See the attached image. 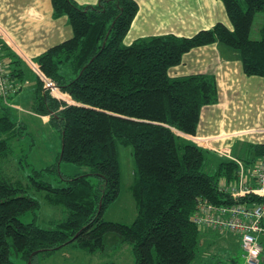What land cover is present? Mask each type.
Instances as JSON below:
<instances>
[{"label":"trees","instance_id":"1","mask_svg":"<svg viewBox=\"0 0 264 264\" xmlns=\"http://www.w3.org/2000/svg\"><path fill=\"white\" fill-rule=\"evenodd\" d=\"M221 1L231 28L218 21L191 35L154 34L125 44L122 39L137 11L135 0H99L88 6L51 0L52 15L65 14L73 33L38 54L35 62L73 102L52 96L34 74L32 109L48 115L59 131L57 161L87 170L61 173L62 185L34 180L51 203L65 209V216L49 228L20 219L39 201L23 193L21 180L0 174V264H14L11 248L31 264L38 253H51L66 244L102 249L108 232L131 243L133 264H190L203 229H215L193 221L201 202L252 204L263 199L254 193L232 197L228 186L236 180L237 162L221 159L210 172L207 149L177 134H194L200 108L218 97L212 74L168 75V67L178 63L183 52L220 41L238 51L245 73L264 76V21L259 36L250 37L255 12L264 10V0H243L244 8L239 0ZM13 62L20 61L5 62L11 79L23 72L10 66ZM0 107L1 156L11 149V140L23 134L24 124L12 120L7 107ZM118 144L130 145L134 160L130 187L137 213L131 223L102 217L119 192ZM252 149L253 157H235L250 165L264 154V143ZM57 168L56 162L34 172L41 176Z\"/></svg>","mask_w":264,"mask_h":264},{"label":"crops","instance_id":"2","mask_svg":"<svg viewBox=\"0 0 264 264\" xmlns=\"http://www.w3.org/2000/svg\"><path fill=\"white\" fill-rule=\"evenodd\" d=\"M135 1L138 12L142 0ZM149 1L155 5L148 7L149 15L156 13L162 17L175 16L181 21L178 22L181 27L174 31L170 29L164 31L155 27L149 33L139 32L131 37L132 40L139 36L172 32L176 35H191L199 29L212 27L218 21L232 27L221 0ZM168 6H173L175 9ZM181 10L183 15L180 13ZM135 20H137L136 14L129 28L135 25ZM128 30L124 36L127 35ZM72 33V27L65 14L56 17L52 15L51 0H0L1 53L5 62L15 59L20 61L13 62L10 66L22 68L25 64L34 77L36 74L42 77V71L35 62V57L53 44L69 38ZM129 40L125 44L132 41ZM197 72L213 75L218 97L215 102L200 108L194 134L181 131L179 133L177 131V134L193 142L194 138L207 139L198 144L207 149L208 160L218 162L230 156L253 157V145L264 143V76L245 73L238 51L220 41L190 48L182 53L178 63L167 69L169 76ZM29 74L23 69L21 74L17 73L13 76L12 81L17 83L16 89L6 99L0 97L1 103L6 105L9 113L11 108H14L20 112L38 115L43 119V116L48 117V115L39 114L32 109L35 99V80L28 89L27 101L26 96L24 97L20 92L21 84L18 85V82L21 83V80L30 82ZM23 100L25 104L21 103ZM260 156L264 157V154L259 155L252 164L256 163ZM254 182L255 180L251 179L249 184L253 185ZM210 230L203 229L199 245L202 241L212 238L213 231ZM221 231L231 232L230 238L233 237L235 241L236 237V244L240 246L239 236L236 233L227 229ZM263 232L264 230L261 233ZM261 255L264 259V248Z\"/></svg>","mask_w":264,"mask_h":264},{"label":"rangeland","instance_id":"3","mask_svg":"<svg viewBox=\"0 0 264 264\" xmlns=\"http://www.w3.org/2000/svg\"><path fill=\"white\" fill-rule=\"evenodd\" d=\"M80 6H88L97 4L99 0H73ZM86 1V2H83ZM241 6L244 8L245 3L243 0H239ZM223 2V1H221ZM149 6H155L149 0H142L141 6L136 13L137 20L134 21L133 26L128 30L126 36H124L123 43H127V40L131 39L139 32L149 33L151 29L155 27L164 31H174L181 27L178 22H181L175 16H160L153 13L149 15ZM157 7V6H156ZM169 8L175 9L173 6ZM138 8V7H137ZM179 8V7H178ZM182 15L184 14L181 10ZM184 20V19H182ZM230 21V20H229ZM264 21V10L255 12L253 22L250 30V37L257 38L259 36L258 29ZM188 27V24H186ZM174 33V32H172ZM177 33V32H176ZM151 35V34H150ZM139 36V37H147ZM129 40V41H131ZM22 68L26 72L30 73V82H24L21 80V90L24 97L29 98V87L36 82V78L31 74L29 68L23 64ZM42 80L44 81L46 76L42 72ZM50 78V77H49ZM61 93V98H65L73 102L69 95ZM21 103L25 104V100ZM6 106L1 103L0 106ZM1 108V107H0ZM0 109V114H2ZM10 117L14 121H20L24 124L21 132V136L17 135L11 140V149L4 150L0 156V174L12 180H21L23 185V193L36 198L39 201L37 208L25 211L19 217L22 221H34L41 227H52L55 222H58L65 216V209L61 204L51 203L45 195L46 190L40 188L34 183V180H49V182L56 186L64 184V180H58L63 175H73L86 171L85 166L78 165L66 160L57 161L58 153L61 148V137L59 131L51 124L47 116H43V119L30 112H20L14 108H11ZM179 133V132H178ZM0 150H3L0 149ZM118 158H119V171H120V185L117 197L111 201L102 211V217L106 220H114L123 223H131L137 213L135 197L131 191L130 185L135 179L134 173V160L132 155L131 146L127 144H118L117 146ZM58 163V168L53 171H43V175H36L35 170L40 169L48 165ZM217 162L208 160L206 169L210 172L214 171ZM209 230V229H208ZM212 238L202 241L198 247L195 258L190 264H243L244 256L242 254L240 246L236 244L234 238L231 237V232L221 231L217 229H211ZM259 239L264 245V232L260 233ZM260 256V264H264V259ZM10 259L14 264H31L20 257V255L11 248ZM106 261H114L117 264H133L135 256L132 250L130 242L118 241L116 234L108 232L105 235L104 247L102 249H96L88 251L81 249L78 246L72 244H66L65 246L54 250L51 253H38L32 264H100Z\"/></svg>","mask_w":264,"mask_h":264},{"label":"built area","instance_id":"4","mask_svg":"<svg viewBox=\"0 0 264 264\" xmlns=\"http://www.w3.org/2000/svg\"><path fill=\"white\" fill-rule=\"evenodd\" d=\"M6 68V63L0 55V95L3 99L15 91L17 84L8 77ZM43 87L55 97H61L60 94L64 93L49 77L43 81ZM206 140L205 138H194L197 145ZM230 158L234 159L238 165L236 180L228 186L230 195L237 197L246 193H254L261 195L263 199L252 204L240 202L216 204L203 201L193 213V221L200 227L227 229L236 233L239 236V245L244 256L243 264H259L263 252L259 235L264 230V157L260 156L256 163H251L250 166L234 156ZM251 179L255 180L253 185L249 184Z\"/></svg>","mask_w":264,"mask_h":264}]
</instances>
